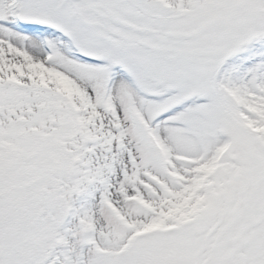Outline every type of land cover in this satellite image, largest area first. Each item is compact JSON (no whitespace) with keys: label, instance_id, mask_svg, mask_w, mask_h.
<instances>
[{"label":"snow or ice","instance_id":"1","mask_svg":"<svg viewBox=\"0 0 264 264\" xmlns=\"http://www.w3.org/2000/svg\"><path fill=\"white\" fill-rule=\"evenodd\" d=\"M0 264H264V0H0Z\"/></svg>","mask_w":264,"mask_h":264}]
</instances>
